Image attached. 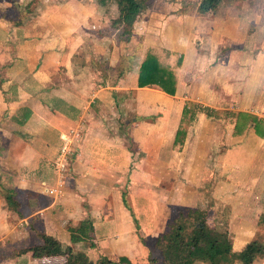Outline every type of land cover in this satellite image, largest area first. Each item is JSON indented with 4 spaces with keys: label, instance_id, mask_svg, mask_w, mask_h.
<instances>
[{
    "label": "crops",
    "instance_id": "obj_1",
    "mask_svg": "<svg viewBox=\"0 0 264 264\" xmlns=\"http://www.w3.org/2000/svg\"><path fill=\"white\" fill-rule=\"evenodd\" d=\"M100 7L95 9L102 12ZM220 7L205 14L206 21L210 18L209 24L198 31L193 27L201 19L190 18L192 25L186 47L182 36L172 38L175 49L184 52L183 69L199 64L201 48L213 53L214 64L216 50L227 46L239 49L248 41L250 27L245 25L249 24L252 15H248L252 11H228ZM71 8L63 6L38 18L36 23L43 22V29L28 20L19 26L0 21V185L15 192L22 215V221H14L13 216L12 221H7L10 209L0 195V264H64L62 260L37 259L31 252L22 253L35 246L26 241L28 236H33L37 222L43 227L37 233L46 232L65 245L66 241L71 242L68 226L91 221L96 247L90 251L117 242L113 248L122 252L120 258L127 257L132 264L147 255L139 237L138 242L135 239V220L144 232L140 222L143 212L135 206L130 193L128 201L119 187L112 188L111 178L130 176L135 184L133 180L142 176L149 166L159 173V139L163 143L171 135L170 128L174 125L178 129L181 124V119L180 123L177 120L180 111L173 105L180 92L179 79L175 96L157 86L139 87L140 69L148 52L159 56L158 44L153 45L155 40L159 43V28L151 30L150 22L143 24L144 13L135 23L133 38L119 49L113 32L96 33L98 41L93 42L85 36H73V30L65 31L63 15ZM196 38L199 48L192 43ZM132 43L135 46L130 55L126 47ZM238 55L234 49L226 63L222 62L223 58H217V67L208 76L222 84L227 76L224 72L230 69L229 62ZM212 90L209 95L212 104L206 106L218 117L200 114L188 143L182 152L172 154L170 165L175 170L182 167L186 171L187 161L197 159L206 139V145L212 146L211 153L216 155L214 169L231 180L230 185L235 188V196H225L242 202L244 210L257 209L260 221L264 216V132L254 125L235 135L236 118L224 116L223 111L228 108L217 105L224 104L229 97L215 88ZM245 97L248 95L241 96ZM245 111L264 120V116L255 115L258 110L253 113L242 110ZM119 114L125 120L120 122L118 117L117 122L115 117ZM230 119L234 123L228 122ZM207 126L211 128L209 133ZM67 143L71 150L74 147L78 150L69 170L70 181L58 171L57 181L52 183L48 164L58 156L57 162L62 161L61 150ZM132 146H138L141 154L144 152L136 162H133ZM131 188L129 192L135 189ZM21 194L24 202L19 198ZM124 195L130 208L123 202ZM25 221L32 223L33 231L20 228ZM238 234L236 245L242 232L239 230ZM245 245L234 247L233 252L240 254ZM85 253L89 256L90 252ZM257 264H264V260L260 258Z\"/></svg>",
    "mask_w": 264,
    "mask_h": 264
},
{
    "label": "rangeland",
    "instance_id": "obj_2",
    "mask_svg": "<svg viewBox=\"0 0 264 264\" xmlns=\"http://www.w3.org/2000/svg\"><path fill=\"white\" fill-rule=\"evenodd\" d=\"M201 1L202 0H153V6L150 9L152 11L144 12V14L141 15L143 24L150 22L151 30L155 27L159 28V43L155 42V40L153 45L156 43L158 44L160 59L165 64L170 65L173 70H177L175 74L179 79L180 92L173 105L174 107L176 106L177 112L180 111L177 120H179L180 123L181 119V124L178 126V129L174 125L170 128L171 135L165 137L163 143L162 140L159 139V159L161 160H159L158 174L153 172V169L151 170L149 166L148 170L143 172L142 176L133 180L135 184L131 182L130 176L126 178H111L114 185L112 188L119 187V189H121L120 191L126 194L128 201L131 194L133 203L143 212L142 215L145 216L141 217L140 221L144 227V232L142 231V226L139 224L140 227L137 232H135V239L138 242L137 238L139 237V243L142 245V239L149 241L148 247H145L147 249V255L145 254L146 256L141 261L136 260V264H165L161 253L155 248V242L160 235L168 231L169 225L176 215V208L184 206L208 209L210 235L220 249H223L222 247L227 248L228 246L231 250V252L228 253L235 254V252H233L234 247H243V245H247L257 239L260 247L258 258L264 260V224H259V211L254 209V207H252L253 209L249 208L244 210L243 203L236 200V198H232L235 196L234 194H236L234 186L230 185L232 181L225 176L219 175V171L214 169L213 164L216 155L211 153L212 146L209 147V144L206 145L207 140L205 139L202 141L203 146L200 148L197 159L190 163L187 161L186 171H184L182 167H179V169L176 168L175 170V167L173 168L170 165L172 154L175 151H183L188 143L191 129L199 121V115L202 113L198 110L197 106L208 108L206 105L212 104V100L209 99V95L213 91L212 89L215 88L216 92H223L225 96L229 97L224 101V104L217 105L219 107L228 108V110L223 111V113L226 112L224 116L229 118L235 117L237 123L240 113L247 114L246 111L242 112V110H248L250 113L254 111L257 112L258 110L259 114L257 113L255 115L259 117L264 116V0H224L222 3L220 7L222 10L252 11V14L251 12L250 14L247 13L249 14L248 17L252 15L249 24L245 23V26L248 25L250 27L247 31L250 35L249 38H247L248 41H246V44L239 49L233 48L234 46H227L215 52L216 62H218L217 58L221 57L223 58V63H226L228 55L232 50L235 49V52L239 53L238 57L234 58L236 60L229 62L230 69L228 72H224V75L226 73L227 76L224 77L226 80L223 81L222 84L214 81L211 76H208L213 68L217 67L216 62H214V64L211 62L213 57L212 52H207V50L201 48L199 51V64L196 67L183 69L182 62L185 58L184 52L183 50L175 49L176 46L172 45V38L180 39V36H182L181 38H184L183 46H187L189 43L187 42L189 41V30H191L190 26L192 25L190 24L191 17L201 19L199 21L197 20L198 24L194 25V31H198V28L201 26H207L210 18H207L206 21V15L201 13ZM63 6L68 8L73 6L70 12H68L67 9L64 13L65 15H63V28L65 31L71 30L69 33H71L72 30L75 31L74 34H72L73 36L76 35L79 36V38L85 36L89 39L88 41L97 42L96 33L104 35L110 31L114 33V40L118 44L117 47L119 49L126 42L120 35L121 31L115 29L112 24L113 19L119 15L117 7L114 4H110L103 8L102 5H98V0H0V21L9 22L12 26L23 25V22L26 23L27 20L37 24L38 18L45 16L49 11L57 12ZM97 6H101L102 12H98L95 9ZM95 12L96 14L94 15ZM72 17H74V20H72ZM70 24L72 25L70 26ZM74 24H76V26L73 28ZM43 25L44 23L42 22V24H37L36 26L37 28L40 27L39 29H43L45 27ZM242 37H244V35ZM131 38H133V34ZM198 41V38H196L192 43L197 46L199 44ZM183 43H181V45ZM134 46L135 44L132 43L131 46L126 47L128 54L133 52ZM197 47L199 48L200 46L198 45ZM187 52L188 51H186V53ZM239 71H242L243 74H237ZM195 79H197V81L193 82ZM248 79L250 81H247ZM221 85H224V87H221ZM242 85H245V87L242 88ZM245 95H248V97H245L246 99L241 98V96ZM231 97L232 99H230ZM170 103L172 104V101H170ZM185 108L186 113L184 116ZM119 115L120 116L117 115V117H115V120L118 119V117L120 122L125 120L123 114ZM112 117L113 115H111V119ZM217 117L218 115L215 114L214 118ZM116 121L118 122V120ZM228 122L234 123V120ZM228 122L226 124H228ZM254 125L255 124H252V126ZM260 126L261 132H264L263 119L260 121ZM181 130L185 131V136L181 135L179 138L182 144L175 143L177 133ZM207 131L208 133L211 131L209 126H207ZM41 133L43 132L41 131ZM130 149L133 154H135L133 157L135 160L133 159V162H136L137 159L144 156V152L142 151L141 154L138 146H132ZM77 153L78 150L74 147L65 160L63 174L65 175L64 179L66 181H70L68 179L69 170L73 165L72 163L77 158ZM58 158H56L55 161L53 158L52 162L48 164L49 168L52 170V183H56L58 177L57 173L59 171L58 165L62 164V162H57ZM161 161H163L165 165H163ZM166 168H168L169 171H167ZM130 186L132 188L134 186L135 188L134 190H130L131 192L128 191ZM225 195H232V197L229 198ZM19 198L22 202L25 201L23 194H21ZM173 202L177 203V205H170V203ZM140 213H138V215H140ZM12 216L14 217V221H22V215L17 217L12 209H10L7 221H12ZM155 218L157 221L154 223ZM232 221L234 222L232 224L233 226H231ZM37 224L38 225L34 227V233H31L33 236H28L29 240L26 241L29 245L41 243L40 233L37 232H41L43 227L39 226V222H37ZM77 225L75 224V226L68 227H76ZM133 225L135 227V223ZM20 228L33 231L32 223L29 221L23 222V226H20ZM239 230L242 234L238 245H236L235 240L239 235ZM31 239H33V241ZM89 243L90 242L72 244L66 241L63 246L72 245L74 246L75 252H86L88 250L90 252V260L94 264H108L105 260H109L113 262V264H121L119 259L122 252L113 248V245H116L117 242H112L111 247L108 245L104 249L100 247V249H92V251H90L91 248L89 247ZM229 256L230 255H228V257ZM229 259L234 260L230 262L231 264H241L239 258L230 257ZM257 260L255 264H257Z\"/></svg>",
    "mask_w": 264,
    "mask_h": 264
},
{
    "label": "trees",
    "instance_id": "obj_3",
    "mask_svg": "<svg viewBox=\"0 0 264 264\" xmlns=\"http://www.w3.org/2000/svg\"><path fill=\"white\" fill-rule=\"evenodd\" d=\"M153 0H98L102 6L114 4L119 15L113 19L112 24L115 29L121 31L120 35L123 40H131L134 25L139 16L150 10L153 6ZM224 0H202L200 10L202 14L216 11ZM139 87H159L163 92L175 96L177 92V77L175 70L165 64L160 57L154 52H148L140 69ZM198 110L208 117H214L211 109L197 106ZM186 108L184 110V116ZM239 121L235 127V135L242 134L246 128L256 125V129L261 131L260 121L251 114L240 113ZM184 120V117H183ZM194 120V119H193ZM185 136V131L177 133L175 143L179 141L180 136ZM0 195L3 197L6 206L14 212H19L20 205L15 200V192L0 185ZM123 202L127 208H130L128 202L123 196ZM137 230L139 225L135 220ZM259 224H264V216L261 217ZM68 231L71 236V243L78 244L90 242L89 247L95 248V228L91 221H80L76 227H69ZM41 243L29 247L22 253H32L34 258L53 260L60 259L64 264H94L85 252H75L72 245L63 246V244L46 232L39 234ZM143 245L148 247L149 241L142 239ZM155 248L161 253L165 264H228L234 260L230 257L239 258L241 264H255L260 254L259 241L257 239L248 243L240 254H231L228 248L220 249L218 244L210 235L208 209L195 207H177L176 215L169 225V229L160 235L156 242ZM228 255H230L228 257ZM108 264H113L105 260ZM104 262V261H102ZM121 264H132L127 257L119 259ZM231 264V263H230Z\"/></svg>",
    "mask_w": 264,
    "mask_h": 264
},
{
    "label": "built area",
    "instance_id": "obj_4",
    "mask_svg": "<svg viewBox=\"0 0 264 264\" xmlns=\"http://www.w3.org/2000/svg\"><path fill=\"white\" fill-rule=\"evenodd\" d=\"M70 151H71L70 144H68V143L61 150L62 161H59V162H62V164L58 165V167L60 168V169L58 168V170H59V173H61V174H63V172H64V169H65L64 163L66 162L65 160L67 159V155L69 154Z\"/></svg>",
    "mask_w": 264,
    "mask_h": 264
}]
</instances>
